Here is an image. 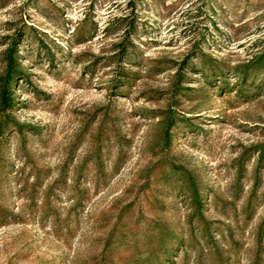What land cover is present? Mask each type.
<instances>
[{
	"label": "rangeland",
	"instance_id": "374dc122",
	"mask_svg": "<svg viewBox=\"0 0 264 264\" xmlns=\"http://www.w3.org/2000/svg\"><path fill=\"white\" fill-rule=\"evenodd\" d=\"M0 264H264V0H0Z\"/></svg>",
	"mask_w": 264,
	"mask_h": 264
}]
</instances>
